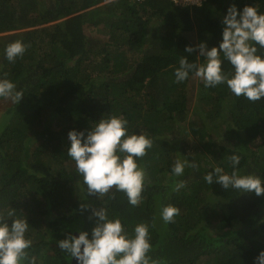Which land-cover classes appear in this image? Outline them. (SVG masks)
Returning <instances> with one entry per match:
<instances>
[{"label":"trees","instance_id":"1","mask_svg":"<svg viewBox=\"0 0 264 264\" xmlns=\"http://www.w3.org/2000/svg\"><path fill=\"white\" fill-rule=\"evenodd\" d=\"M105 1L0 0V79L24 94L18 104L0 98V213L9 224L27 220L35 264H71L58 241L81 231L91 239L92 209L101 208L120 217L130 236L147 223L148 255L157 264H257L264 195L204 177L216 167L231 174L230 156L239 155V174L256 175L264 186V98L236 97L226 84L205 88L193 73L176 83L174 73L181 57L206 63L198 48L189 54L187 46L219 48L229 7L256 6L264 14V0H206L193 8L174 0ZM87 23L106 33L93 37ZM17 40L30 46L9 62L6 47ZM222 68L234 71L226 59ZM112 115L128 121L129 134L145 132L153 140L137 160L147 173L139 206L115 189L103 198L89 195L67 155L69 131L86 137ZM188 128L202 149L210 148L209 166L187 148ZM178 159L198 167L176 176ZM178 182L186 183L174 191ZM169 204L180 214L165 223L160 213Z\"/></svg>","mask_w":264,"mask_h":264},{"label":"clouds","instance_id":"2","mask_svg":"<svg viewBox=\"0 0 264 264\" xmlns=\"http://www.w3.org/2000/svg\"><path fill=\"white\" fill-rule=\"evenodd\" d=\"M110 1L112 0L105 2ZM174 1L182 7L193 8L202 6L206 0ZM61 20L45 22L37 28L51 26ZM223 24V39L219 48L212 47L208 50L204 43L196 48L186 47L185 51L189 54L198 48L206 63H190L187 57H181L179 67L174 73L175 82L182 83L193 73L203 81L205 88L226 84L236 97L243 96L256 102L264 98V57L257 54L258 49L255 46L264 48V14L256 6H245L242 11H238L233 5L228 8ZM92 25L106 33L104 26ZM29 46L19 40L10 43L5 50L7 60L15 62ZM222 57L233 66V72L226 73L223 70ZM23 95L22 91L16 90L12 81L7 78L0 79V98L11 99L18 104ZM68 138L71 146L67 155L75 162L76 171L83 176L89 195L103 198L115 189L123 192L132 206H139L147 173L137 160L145 157L153 147V140L147 133L129 134L128 121L112 115L96 123L86 137L84 131L71 130ZM230 159L233 165L231 174L216 167L204 177L205 181L212 184L215 177V182L224 189L232 187L244 192L254 191L257 196L264 195L261 178L256 175H240L236 169L240 156L232 155ZM186 167L197 168L198 165L194 161L178 159L172 172L181 176ZM185 183L178 182L173 190L179 191ZM112 198H115L114 195ZM84 207L81 205L82 209ZM92 213L97 220L91 239L88 232L81 231L78 236L69 234L66 239L58 241L59 248L70 257L76 258L78 264H157L148 255L152 245L150 226L147 223L137 224L134 235L130 236L120 217L109 218L105 208L92 209ZM179 214L180 209L171 204L164 206L160 213L165 223L174 222V217ZM7 216L13 217L15 212L9 211ZM28 228L25 218L13 219L9 224L0 213V264H35V257H30L28 251L32 247V240L26 238ZM256 262L264 264V251L256 257Z\"/></svg>","mask_w":264,"mask_h":264},{"label":"rangeland","instance_id":"3","mask_svg":"<svg viewBox=\"0 0 264 264\" xmlns=\"http://www.w3.org/2000/svg\"><path fill=\"white\" fill-rule=\"evenodd\" d=\"M87 32L90 33L93 36H101V34H105L101 28L88 24L87 25ZM199 83V82H198ZM186 140H187V145H188V149L192 151L191 148H193V150H195V154L200 155L201 157H203V161L206 166H209L210 164H212L214 161L211 159H208V157L211 156L210 153V148H204L202 149L200 147V145L197 143L196 139L194 138L193 134L191 133L190 129L188 128V130L184 131V135H183ZM189 154V152H187ZM261 213H264V206L261 207Z\"/></svg>","mask_w":264,"mask_h":264},{"label":"water","instance_id":"4","mask_svg":"<svg viewBox=\"0 0 264 264\" xmlns=\"http://www.w3.org/2000/svg\"><path fill=\"white\" fill-rule=\"evenodd\" d=\"M80 232L75 233V236H78ZM71 264H78L76 258L72 257Z\"/></svg>","mask_w":264,"mask_h":264}]
</instances>
